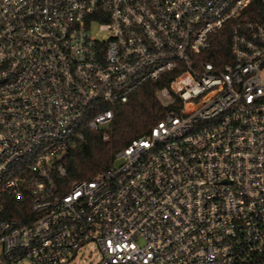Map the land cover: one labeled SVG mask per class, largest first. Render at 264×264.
Listing matches in <instances>:
<instances>
[{"label": "built area", "instance_id": "built-area-1", "mask_svg": "<svg viewBox=\"0 0 264 264\" xmlns=\"http://www.w3.org/2000/svg\"><path fill=\"white\" fill-rule=\"evenodd\" d=\"M166 74L163 117L67 186L69 150ZM89 249L264 264V0H0V264Z\"/></svg>", "mask_w": 264, "mask_h": 264}, {"label": "trees", "instance_id": "trees-1", "mask_svg": "<svg viewBox=\"0 0 264 264\" xmlns=\"http://www.w3.org/2000/svg\"><path fill=\"white\" fill-rule=\"evenodd\" d=\"M214 37L213 45L206 53L212 61L228 55L230 47L229 36L225 30L219 31ZM167 76L164 75L159 82L143 85L127 102L119 103L115 107L109 141L103 139L102 132L86 131V139L76 143L64 157L67 175L63 182L67 186L75 180H89L99 171L109 167L117 149L149 132L163 117L168 105L157 96L156 91L167 83Z\"/></svg>", "mask_w": 264, "mask_h": 264}, {"label": "rangeland", "instance_id": "rangeland-1", "mask_svg": "<svg viewBox=\"0 0 264 264\" xmlns=\"http://www.w3.org/2000/svg\"><path fill=\"white\" fill-rule=\"evenodd\" d=\"M99 261L98 253L87 250L84 253L79 254L74 260L68 264H97Z\"/></svg>", "mask_w": 264, "mask_h": 264}]
</instances>
